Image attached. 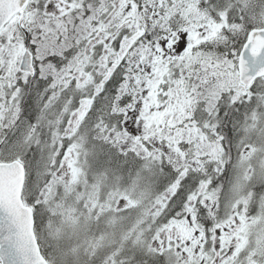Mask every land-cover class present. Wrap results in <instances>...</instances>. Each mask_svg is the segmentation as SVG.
<instances>
[{"label":"snow or ice","instance_id":"obj_1","mask_svg":"<svg viewBox=\"0 0 264 264\" xmlns=\"http://www.w3.org/2000/svg\"><path fill=\"white\" fill-rule=\"evenodd\" d=\"M0 264H264V0H0Z\"/></svg>","mask_w":264,"mask_h":264}]
</instances>
